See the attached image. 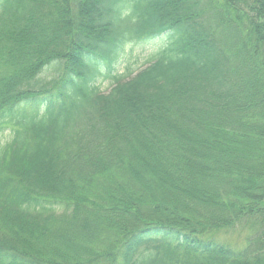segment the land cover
Returning a JSON list of instances; mask_svg holds the SVG:
<instances>
[{"label":"trees","instance_id":"trees-1","mask_svg":"<svg viewBox=\"0 0 264 264\" xmlns=\"http://www.w3.org/2000/svg\"><path fill=\"white\" fill-rule=\"evenodd\" d=\"M0 264H264V0H0Z\"/></svg>","mask_w":264,"mask_h":264},{"label":"rangeland","instance_id":"rangeland-1","mask_svg":"<svg viewBox=\"0 0 264 264\" xmlns=\"http://www.w3.org/2000/svg\"><path fill=\"white\" fill-rule=\"evenodd\" d=\"M156 44H145V45H136V46H128L123 54V57H120V62L116 65L115 73L122 74L125 72V66L128 64L133 65V68H140L148 62L151 61L153 54L155 53ZM58 74V69L56 65H52L48 67L43 75L47 79H52ZM110 84V80L105 81L103 83L102 89H108V85ZM6 133H9L6 131ZM9 137L7 134L4 135L3 141H5ZM223 239L231 241L232 244L236 246L244 245V237L245 232L236 230L229 231L227 234L221 235Z\"/></svg>","mask_w":264,"mask_h":264}]
</instances>
